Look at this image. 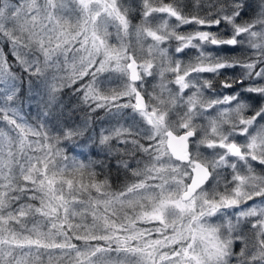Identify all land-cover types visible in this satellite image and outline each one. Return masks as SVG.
<instances>
[{"label":"snow or ice","instance_id":"6c2138e0","mask_svg":"<svg viewBox=\"0 0 264 264\" xmlns=\"http://www.w3.org/2000/svg\"><path fill=\"white\" fill-rule=\"evenodd\" d=\"M41 79L135 155H68ZM0 264H264V0H0Z\"/></svg>","mask_w":264,"mask_h":264},{"label":"clouds","instance_id":"9594fccd","mask_svg":"<svg viewBox=\"0 0 264 264\" xmlns=\"http://www.w3.org/2000/svg\"><path fill=\"white\" fill-rule=\"evenodd\" d=\"M250 4L252 9H255L257 0H250ZM147 90L151 93L150 86ZM196 91L200 92V89L197 88ZM72 96H75L74 101L70 99ZM187 100L188 97H185V101ZM200 101V106L203 108H207L216 102L202 92ZM24 102L30 105L31 115L34 118L39 116L47 121L48 127L52 130V135L60 141L64 151L70 156L91 157L115 168L118 159H130L135 155L133 150L126 153L121 150L120 153H116L111 142L105 139L106 137L115 139L113 130L123 124L124 121L119 120L118 123V118L107 110L93 111L82 102L80 97L75 95L70 81L63 84L57 83L55 89L50 90V84L47 81L37 80ZM192 107L189 105V110ZM144 123L146 122H142V124ZM138 127L141 128V131L147 130L141 125ZM194 127H199V122ZM195 143L196 145H207L208 142L203 139L202 133ZM213 223L227 228L228 218L222 216L214 220ZM224 235L228 238L227 232Z\"/></svg>","mask_w":264,"mask_h":264},{"label":"trees","instance_id":"16d2710c","mask_svg":"<svg viewBox=\"0 0 264 264\" xmlns=\"http://www.w3.org/2000/svg\"><path fill=\"white\" fill-rule=\"evenodd\" d=\"M70 99L74 101L75 100V96L70 97ZM114 175H115V173H114Z\"/></svg>","mask_w":264,"mask_h":264},{"label":"rangeland","instance_id":"374dc122","mask_svg":"<svg viewBox=\"0 0 264 264\" xmlns=\"http://www.w3.org/2000/svg\"><path fill=\"white\" fill-rule=\"evenodd\" d=\"M111 31H114V29H110ZM113 42H115V41H113Z\"/></svg>","mask_w":264,"mask_h":264}]
</instances>
